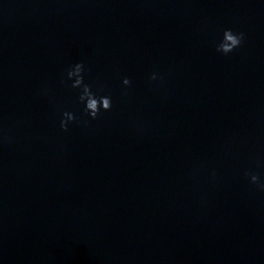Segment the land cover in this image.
<instances>
[{
    "label": "water",
    "instance_id": "1",
    "mask_svg": "<svg viewBox=\"0 0 264 264\" xmlns=\"http://www.w3.org/2000/svg\"><path fill=\"white\" fill-rule=\"evenodd\" d=\"M80 62L95 120L61 82ZM245 171L264 183V0H0V264H264Z\"/></svg>",
    "mask_w": 264,
    "mask_h": 264
},
{
    "label": "clouds",
    "instance_id": "2",
    "mask_svg": "<svg viewBox=\"0 0 264 264\" xmlns=\"http://www.w3.org/2000/svg\"><path fill=\"white\" fill-rule=\"evenodd\" d=\"M244 40L243 33L233 32L231 29H225L222 33V38L216 46V51L222 55H228L232 53L235 49L239 48ZM85 67L83 62L76 63L66 72V80H62V83L67 81H72L70 84L71 89L79 90L78 100L84 105V115L89 120H95L101 113L108 112L112 109V100L110 96L99 95V91H93L92 86L84 82ZM158 76L153 73L149 76V81H156ZM131 81L129 78H124L122 80V86L127 89L130 87ZM123 95H127V91L123 92ZM77 117L68 111L61 114V119L59 122L60 129L64 132L68 131V126L75 122ZM245 177L249 178V182L255 185L259 191L264 192V183L260 182L259 177L248 171L244 173ZM215 176V172L212 173Z\"/></svg>",
    "mask_w": 264,
    "mask_h": 264
}]
</instances>
